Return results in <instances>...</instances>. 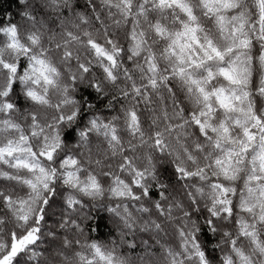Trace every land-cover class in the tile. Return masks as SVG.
I'll list each match as a JSON object with an SVG mask.
<instances>
[{
  "label": "clouds",
  "instance_id": "1",
  "mask_svg": "<svg viewBox=\"0 0 264 264\" xmlns=\"http://www.w3.org/2000/svg\"><path fill=\"white\" fill-rule=\"evenodd\" d=\"M0 264H264V0H0Z\"/></svg>",
  "mask_w": 264,
  "mask_h": 264
}]
</instances>
